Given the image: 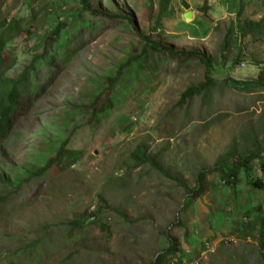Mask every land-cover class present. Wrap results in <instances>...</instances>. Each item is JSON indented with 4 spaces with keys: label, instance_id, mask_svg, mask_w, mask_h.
Returning a JSON list of instances; mask_svg holds the SVG:
<instances>
[{
    "label": "rangeland",
    "instance_id": "obj_1",
    "mask_svg": "<svg viewBox=\"0 0 264 264\" xmlns=\"http://www.w3.org/2000/svg\"><path fill=\"white\" fill-rule=\"evenodd\" d=\"M181 1L173 0L160 35L158 0H91L96 13L83 12L80 0H0V31L12 18L22 22L5 49L15 59L9 75L37 68L15 128L0 143V197H7L0 200V264H155L172 241L178 252L164 264H263L264 189L244 181L235 195L213 171L204 194L193 197L131 157L144 145L194 188L198 173L233 146L255 148L264 121V37L231 36L224 48L238 1L187 0L199 13L194 21L184 18ZM205 1L216 6L203 12ZM244 1L242 19L264 18L261 0ZM117 15L132 17L155 41L211 57L219 84L210 101L180 103L205 81L199 59L144 53L138 30ZM65 143L61 158L35 176Z\"/></svg>",
    "mask_w": 264,
    "mask_h": 264
},
{
    "label": "trees",
    "instance_id": "obj_2",
    "mask_svg": "<svg viewBox=\"0 0 264 264\" xmlns=\"http://www.w3.org/2000/svg\"><path fill=\"white\" fill-rule=\"evenodd\" d=\"M82 11L89 12L93 10L91 7V0H80ZM239 3V8L237 11V21L229 27L227 35L223 41L224 48L229 45L231 36L234 38H246L248 36L254 38L264 37V18L260 20H253L249 18L242 19L246 3L244 0H236ZM264 5V0H261ZM173 0H158V12L157 20L154 27V31H159L160 35L164 34V18H171L175 9L172 5ZM210 8L208 1H205L203 6L200 8L201 11L206 12ZM61 15L58 14L57 19H60ZM115 18L126 19L131 22L135 29L138 30L135 25L133 18L130 16H119ZM61 23V22H60ZM61 25L59 24L56 29L53 30L52 35L59 37L61 34ZM26 29V28H25ZM28 30V29H27ZM22 31L21 19L12 18L7 26L0 31V143L5 141L12 134L18 115L23 107V100L27 98L32 92V73L36 68L35 63L30 67L26 68L20 75L13 78L9 75V71L15 65V59L5 52L6 46L9 42L17 37ZM138 35L142 40L146 42V51L152 50L157 53L165 54L171 58H179L191 56L199 59L206 67L205 81L199 85L191 86L188 88L181 96L180 103H183L187 98H194L195 96H202V102L210 101L214 89L218 86L219 82L213 77V61L211 57L207 56L206 53L196 50V49H175L173 45L168 44L163 38L160 41H155L150 35H144L138 30ZM237 36V37H236ZM138 55L135 58H131L122 64L120 71L127 67L129 64L141 60L145 54ZM119 71V72H120ZM119 78L115 77V80ZM262 79H264V73H262ZM117 82V81H116ZM115 81L112 80L111 85ZM263 136V139L258 142V138ZM250 138V137H249ZM248 138V140H249ZM67 143L63 144L60 148L58 155L48 161V163L38 172L35 176L43 175L49 168L59 160L64 153L65 146ZM253 145L255 148L245 147L241 150H237L236 146L230 148L225 154L221 155L215 167L212 169H203L198 173L197 185L191 188L185 181L170 175L161 165L158 155H149L146 151L144 145H140L135 151L132 152L131 157L134 159L136 166L144 165L146 163L150 164L153 168L164 174L165 176L171 178L172 180L178 182L187 192L193 197H199L204 194V184L207 174L213 171H220L221 179L223 184L231 188L235 195H237L242 187V183L245 181L249 185L257 186L264 189V121L261 127L256 133L253 139ZM259 162L258 167H256V162ZM256 170L259 171V176L256 175ZM7 200V197H0V200ZM80 224V223H73ZM259 233L257 237L259 253L261 262L264 264V219L258 221ZM38 245L37 242H33L28 245L26 253L28 256L31 255L33 250ZM178 252V248L175 241H172L171 246L164 251V254L157 258L155 264H161L165 257L175 255ZM164 264V262H163ZM181 264V263H179Z\"/></svg>",
    "mask_w": 264,
    "mask_h": 264
},
{
    "label": "water",
    "instance_id": "obj_3",
    "mask_svg": "<svg viewBox=\"0 0 264 264\" xmlns=\"http://www.w3.org/2000/svg\"><path fill=\"white\" fill-rule=\"evenodd\" d=\"M181 3L185 7V9L187 10V12L184 14V18L185 19H192L193 12L190 9L191 5L189 4V2L187 0H182Z\"/></svg>",
    "mask_w": 264,
    "mask_h": 264
},
{
    "label": "crops",
    "instance_id": "obj_4",
    "mask_svg": "<svg viewBox=\"0 0 264 264\" xmlns=\"http://www.w3.org/2000/svg\"><path fill=\"white\" fill-rule=\"evenodd\" d=\"M221 2V1H220ZM209 4V6H210V8H209V11H211L212 9H214V7L216 6V5H214L215 3H208ZM220 3L218 2V5H219ZM230 4V3H229ZM203 6V5H202ZM201 6V7H202ZM190 9H192V8H190ZM192 12H193V20L192 21H194L195 19H197V18H199L198 16H199V13L195 10H191ZM186 13V12H185ZM184 13V14H185ZM229 13V12H228ZM223 16H225L226 14H227V12L225 11V12H223ZM230 14H232V13H230ZM223 18V17H222ZM194 23V22H193Z\"/></svg>",
    "mask_w": 264,
    "mask_h": 264
}]
</instances>
